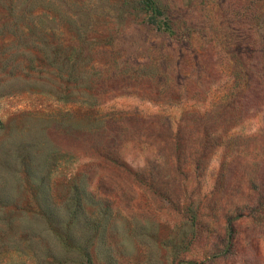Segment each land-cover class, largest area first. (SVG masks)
I'll use <instances>...</instances> for the list:
<instances>
[{"label": "rangeland", "instance_id": "rangeland-1", "mask_svg": "<svg viewBox=\"0 0 264 264\" xmlns=\"http://www.w3.org/2000/svg\"><path fill=\"white\" fill-rule=\"evenodd\" d=\"M0 264H264V0H0Z\"/></svg>", "mask_w": 264, "mask_h": 264}]
</instances>
